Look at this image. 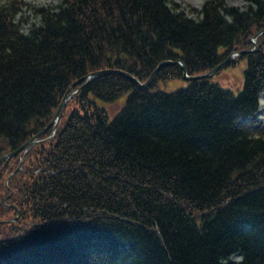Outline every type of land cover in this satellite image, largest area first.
<instances>
[{
	"label": "trees",
	"instance_id": "16d2710c",
	"mask_svg": "<svg viewBox=\"0 0 264 264\" xmlns=\"http://www.w3.org/2000/svg\"><path fill=\"white\" fill-rule=\"evenodd\" d=\"M251 2L0 0V160L96 71L144 83L164 61L197 76L228 60L212 78L172 64L146 88L84 85L55 134L0 165V200L30 222L0 238V264H264V129L245 122L264 93V33L247 52L264 1Z\"/></svg>",
	"mask_w": 264,
	"mask_h": 264
},
{
	"label": "rangeland",
	"instance_id": "374dc122",
	"mask_svg": "<svg viewBox=\"0 0 264 264\" xmlns=\"http://www.w3.org/2000/svg\"><path fill=\"white\" fill-rule=\"evenodd\" d=\"M28 2H32L36 6H50L57 4L59 0H27ZM177 2L185 5V6H191L197 9H200L201 6L204 4L206 0H176ZM252 0H225L227 6L233 7V8H238V9H243L247 7L248 5H251ZM264 1V0H263ZM27 15L31 17L32 11H25ZM34 21V19H32ZM38 23V21H36ZM28 27V25H26ZM257 42V40H255ZM237 76H239V73L237 69L235 68H227L224 72H222L220 75H218V79L222 80L223 82L230 83L231 81L236 80ZM188 82L184 81L183 79L181 80H172L166 82V84L162 83L160 88L166 92H173L178 89L186 87ZM259 114H257L255 121H252L250 119H246L245 122L252 123L253 124V129H264V93L261 97V108H260ZM250 125V124H248ZM25 152V150L21 151L18 153L20 155L21 153ZM14 158V157H13ZM16 161V160H15ZM14 161V162H15ZM13 162V163H14ZM11 203L7 201L5 204L3 201L0 200V220L3 221H8L11 220L14 216L15 213H18L17 209L14 208V205H10ZM3 205V206H2ZM16 207V206H15ZM28 225H30V222L26 220L19 219L12 225L8 224H0V238H4L7 235L11 234L14 228L16 229L17 226L21 228H26ZM235 260L239 259V256L234 257Z\"/></svg>",
	"mask_w": 264,
	"mask_h": 264
},
{
	"label": "water",
	"instance_id": "95a60500",
	"mask_svg": "<svg viewBox=\"0 0 264 264\" xmlns=\"http://www.w3.org/2000/svg\"><path fill=\"white\" fill-rule=\"evenodd\" d=\"M262 32H264V29L260 33H262ZM260 33H258L257 35H255L254 38H256ZM257 50H258V46L256 44L255 45V48L253 50L249 51V52H254V51H257ZM240 53H244V52H240ZM227 62H228V60H226L224 63L220 64L219 66H217L215 69L211 70L208 73L201 74V75H197V76H190V75H188L187 68H186V66H185V64L183 62H181V61L173 62V61H170V60L164 61L161 64H159V66L152 73V75L150 76V78L146 82H144V83L140 82L133 75H131L130 73L125 72L123 70H118V69H104V70L96 71V72L90 74L89 77L87 78V80L80 87H78L72 94H70L69 93L70 90L74 86L80 84L82 81H78L75 84H73V86L71 87V89L63 97V99H62V101H61V103H60V105H59V107H58V109H57V111L55 113V116H54L53 120L46 126V128H44L40 133H38L37 135H35L33 138H31L27 143H25L22 147H20L16 151L10 152V153L4 155L2 157V160L4 158H12V157L16 156L18 153H20L21 151H23V150H29L32 146H34L35 144H38L39 143V137L42 134H44L45 131L47 129H49L50 127H54V130H55L57 124L60 121V118L62 116L64 107L67 104L68 100L70 98H72L73 96H75L81 90V88L84 85H86L88 82H90L92 79H94V78H96L98 76L105 75V74H121V75H124V76L128 77L132 81H134L140 88H146V87L150 86V84L155 80V78H156L157 74L159 73V71L161 70V68L162 67H165V66H168V65L178 64L181 67L182 71H183V78L185 80L191 81V80H195V79L212 78Z\"/></svg>",
	"mask_w": 264,
	"mask_h": 264
},
{
	"label": "clouds",
	"instance_id": "9594fccd",
	"mask_svg": "<svg viewBox=\"0 0 264 264\" xmlns=\"http://www.w3.org/2000/svg\"><path fill=\"white\" fill-rule=\"evenodd\" d=\"M26 143H27V142H26ZM21 147H22V146H21ZM27 151H28V150H25V152H27ZM17 155H18V154H17ZM14 208H16L17 211H18V209H19V208L15 207V206H14ZM18 214H20L19 211H18L17 215H18ZM15 217H16V216H14L13 219H15Z\"/></svg>",
	"mask_w": 264,
	"mask_h": 264
}]
</instances>
